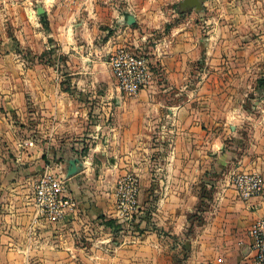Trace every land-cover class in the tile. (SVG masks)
Returning a JSON list of instances; mask_svg holds the SVG:
<instances>
[{
  "label": "crops",
  "instance_id": "obj_1",
  "mask_svg": "<svg viewBox=\"0 0 264 264\" xmlns=\"http://www.w3.org/2000/svg\"><path fill=\"white\" fill-rule=\"evenodd\" d=\"M30 1L43 12L33 14ZM119 2L21 0L1 7L0 264H252L249 230L264 215V189L242 199L231 177L264 178V98L185 97L181 80L186 61L202 58L200 34L168 38L165 53L156 54L166 81L123 94L107 54L125 39ZM107 27L115 34L106 37ZM209 42L214 60L236 37L216 34ZM159 152L151 178L161 187L157 205L150 202L144 223L123 222L117 178L142 167L139 155L153 175ZM75 155L84 168L67 177ZM45 173L65 174L76 199L56 220L34 200ZM129 222L140 229L132 225L137 231L123 242L114 229Z\"/></svg>",
  "mask_w": 264,
  "mask_h": 264
},
{
  "label": "rangeland",
  "instance_id": "obj_2",
  "mask_svg": "<svg viewBox=\"0 0 264 264\" xmlns=\"http://www.w3.org/2000/svg\"><path fill=\"white\" fill-rule=\"evenodd\" d=\"M18 1L21 0H0V19L6 18L3 16L1 7L6 3ZM67 1L76 4L82 0ZM29 4L33 7V14L41 13L40 8L43 10L38 2L30 1ZM117 7L122 11V15L124 11L135 14L136 21L133 24L125 23L122 16L119 33L125 39L107 52L108 57L119 46H126L140 52L149 62L150 83L154 82V79L156 82H162L166 81V77L161 74L162 70L156 54L165 53L163 46L167 49L168 38L181 34H200L203 44L202 58L186 61L187 74L181 80L186 84L185 97H194L196 93L200 94L203 100L235 98L259 100L264 98V0H120ZM41 19L45 25L46 19L42 17ZM106 29H108L106 37L115 34V27ZM216 34L224 38L235 35L236 43L231 48L224 45L223 51L225 52L217 57V60H213L206 52L210 48V36ZM102 38L103 36L100 39ZM116 40L118 41L117 37ZM158 43L162 45L155 52V46ZM240 54H244L242 59L241 57L234 58ZM161 141L162 139L155 138L156 143L160 144ZM88 147L84 144L83 153L84 149L88 150ZM161 157V152L153 156V159H156L153 175L146 171V156L139 155L136 165L138 167L142 165V167L127 171L117 178L114 189L117 208L118 180L127 174L135 175L138 179L136 207L132 216L127 218L119 216L123 222L134 221L135 217H139L138 222L144 223L151 210L150 202L153 201L156 204L161 194V187L157 184L152 185L151 178L155 179L158 176L156 167L160 165ZM132 225L130 223L122 227L121 223H118L115 226V231L120 230L121 241H128L131 239L129 235L137 231ZM135 225L137 224L133 226ZM137 226L140 229V226ZM111 241H114L113 238Z\"/></svg>",
  "mask_w": 264,
  "mask_h": 264
},
{
  "label": "built area",
  "instance_id": "obj_3",
  "mask_svg": "<svg viewBox=\"0 0 264 264\" xmlns=\"http://www.w3.org/2000/svg\"><path fill=\"white\" fill-rule=\"evenodd\" d=\"M109 66L116 78L117 85L127 96L137 95L142 88L150 83V68L146 57L126 46H119L108 57ZM33 139L27 144L33 145ZM231 183L238 196L248 199L258 196L264 189V178L257 172H237L231 177ZM138 179L127 174L118 180V208L121 216L127 218L137 203ZM34 200L39 209L51 220L63 216L67 210L76 205L65 174L45 173L34 184ZM252 264H264V215L255 219L250 230ZM198 264H215L202 261Z\"/></svg>",
  "mask_w": 264,
  "mask_h": 264
},
{
  "label": "water",
  "instance_id": "obj_4",
  "mask_svg": "<svg viewBox=\"0 0 264 264\" xmlns=\"http://www.w3.org/2000/svg\"><path fill=\"white\" fill-rule=\"evenodd\" d=\"M195 1V0H194ZM43 10L40 8L39 12ZM136 21L135 14L129 11H124L123 13V22L128 24H133ZM84 168L83 160L79 156H73L69 159V165L67 167L66 176L70 177Z\"/></svg>",
  "mask_w": 264,
  "mask_h": 264
},
{
  "label": "trees",
  "instance_id": "obj_5",
  "mask_svg": "<svg viewBox=\"0 0 264 264\" xmlns=\"http://www.w3.org/2000/svg\"><path fill=\"white\" fill-rule=\"evenodd\" d=\"M85 151L86 150L84 149V153H85ZM108 223L111 224V225H113V221L112 220H109Z\"/></svg>",
  "mask_w": 264,
  "mask_h": 264
}]
</instances>
